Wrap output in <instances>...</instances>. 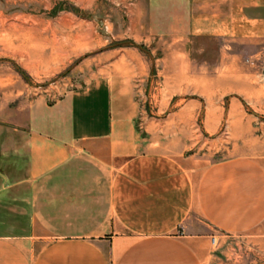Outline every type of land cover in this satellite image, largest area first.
I'll return each instance as SVG.
<instances>
[{
  "label": "crops",
  "instance_id": "0c3cea01",
  "mask_svg": "<svg viewBox=\"0 0 264 264\" xmlns=\"http://www.w3.org/2000/svg\"><path fill=\"white\" fill-rule=\"evenodd\" d=\"M46 9L77 30L83 82L0 113V264H211L223 234L264 237V0ZM150 81L165 119L143 116Z\"/></svg>",
  "mask_w": 264,
  "mask_h": 264
},
{
  "label": "rangeland",
  "instance_id": "374dc122",
  "mask_svg": "<svg viewBox=\"0 0 264 264\" xmlns=\"http://www.w3.org/2000/svg\"><path fill=\"white\" fill-rule=\"evenodd\" d=\"M64 6L69 11L74 7L70 1H66ZM46 8L47 0H0V113L9 112L10 108L15 113L20 100L27 96L47 95L55 100L82 81L73 71L80 58L74 56L71 44V41L77 42V30L60 28L58 20L63 14L58 16L57 12L50 13ZM31 9L35 10L26 11ZM97 31L99 36L108 40L109 46L122 44V39L113 36L104 23H99ZM216 47L211 43V51ZM155 54L159 55V51ZM147 56L153 57V54L148 53ZM151 81L147 82L145 92L139 95L143 116L150 120L152 117L165 119L174 107L169 104V94L155 93L151 89ZM11 99L13 103H10ZM5 118L8 119V116H0V122ZM142 122L140 118V131L149 138ZM200 122L201 115L198 118ZM161 127L162 123H159L158 132ZM198 128L199 125H196L195 129ZM225 131L226 126H223L219 136ZM216 138L203 136L197 141L195 149L203 147L215 156L222 154L221 147L229 145V142L214 141ZM211 264H264V237L223 234L217 241Z\"/></svg>",
  "mask_w": 264,
  "mask_h": 264
},
{
  "label": "built area",
  "instance_id": "2783aa9c",
  "mask_svg": "<svg viewBox=\"0 0 264 264\" xmlns=\"http://www.w3.org/2000/svg\"><path fill=\"white\" fill-rule=\"evenodd\" d=\"M214 243H217L215 239H214Z\"/></svg>",
  "mask_w": 264,
  "mask_h": 264
}]
</instances>
